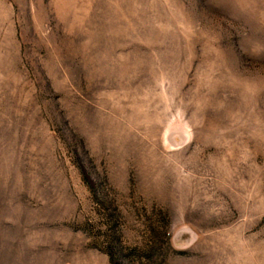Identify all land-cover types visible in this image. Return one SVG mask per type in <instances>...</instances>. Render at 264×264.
Wrapping results in <instances>:
<instances>
[{
    "label": "rangeland",
    "instance_id": "obj_1",
    "mask_svg": "<svg viewBox=\"0 0 264 264\" xmlns=\"http://www.w3.org/2000/svg\"><path fill=\"white\" fill-rule=\"evenodd\" d=\"M0 264H264V0H0Z\"/></svg>",
    "mask_w": 264,
    "mask_h": 264
}]
</instances>
